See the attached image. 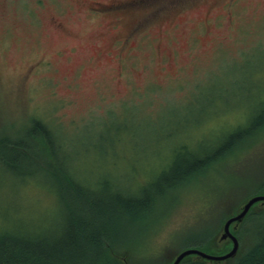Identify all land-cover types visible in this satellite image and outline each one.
Returning <instances> with one entry per match:
<instances>
[{"label": "rangeland", "instance_id": "374dc122", "mask_svg": "<svg viewBox=\"0 0 264 264\" xmlns=\"http://www.w3.org/2000/svg\"><path fill=\"white\" fill-rule=\"evenodd\" d=\"M42 1L0 0V134L25 136L40 119L54 129L60 169L97 202L114 193L149 201L155 212L119 220L122 237L146 248L128 264L141 255L170 264L188 246L214 254L193 247L194 236L217 239L232 215L223 221V209L264 173V128L218 153L245 132L239 113L264 103V0H179L151 20L148 9L130 13L109 32L87 0ZM215 152L211 165L175 170ZM56 182L45 171L23 179L0 161V228L26 227V214L58 239L67 202Z\"/></svg>", "mask_w": 264, "mask_h": 264}, {"label": "trees", "instance_id": "16d2710c", "mask_svg": "<svg viewBox=\"0 0 264 264\" xmlns=\"http://www.w3.org/2000/svg\"><path fill=\"white\" fill-rule=\"evenodd\" d=\"M31 122V125L26 128L25 136L19 137V134L7 135L2 128L3 131L0 134V161L10 172L19 169L23 179L38 176L41 171L49 172L57 181L62 196L66 197L67 221L58 239L44 235L45 231L43 230L35 229L39 224L31 226V221L35 222L36 219L26 214L24 216L28 221L26 227L20 225L14 228L1 227L0 264H97L105 258L107 264H123L120 259L122 257L128 256L130 259L131 254L134 253L143 255V250H146V248L138 245L137 240L133 237H122L118 225L121 217L123 215L127 216V212L129 215L132 214L133 217L136 216L137 212H142L138 216H148L151 212H155L149 201H137L136 203L132 198L123 199L117 193H114L108 204L97 202L96 199L91 197L94 192L76 183L69 172H63L64 170L60 169V164L57 161L58 150H56L55 145L54 129L40 119H34ZM249 135L239 131L230 134L219 148L218 153L228 154L237 144L239 138L243 137L244 140ZM215 153L216 155H211V158L194 157L191 162L185 165L180 162L175 170L183 171L182 174H185L186 171H197L201 167L216 161L214 158L218 153ZM26 162L27 164L22 166ZM167 177L170 181L173 179V173ZM247 185H254V191L246 194L235 207L228 210L225 207L223 209V221L232 214L231 211L237 213L240 206L250 197L264 195V173L251 177ZM203 215L205 221L201 224L204 226L208 222L206 210ZM235 234L240 243L239 251L233 259H229L222 264H264V208L254 205ZM187 235L184 242L187 241ZM216 236L210 241L207 235H195L192 246L207 249L206 251L212 250L211 252L214 254L226 253L230 248L229 245L222 249V246L217 244ZM246 236L249 240H245L248 239ZM241 237L244 240L240 239ZM118 245H124L125 247L120 250L117 247ZM180 251L182 249L177 250L176 253ZM142 255L141 259H138L141 260L142 264H148L149 260H146ZM166 258L165 262L169 264V259ZM126 260L128 261V259ZM161 260L163 261V258ZM155 263L157 264V261ZM181 264L208 263L204 260H193L188 257Z\"/></svg>", "mask_w": 264, "mask_h": 264}, {"label": "water", "instance_id": "95a60500", "mask_svg": "<svg viewBox=\"0 0 264 264\" xmlns=\"http://www.w3.org/2000/svg\"><path fill=\"white\" fill-rule=\"evenodd\" d=\"M256 205L259 208H264V195H255L249 198L242 206L239 212L232 213L222 227V231L217 238V244L222 246V249L230 245V249L224 254H209L197 248H186L179 252L172 259L170 264H181V262L191 257L193 260H204L208 264H222L223 262L234 258L240 248V243L237 235L235 234L241 224L244 222L251 208ZM220 249V250H222ZM123 264H128L126 257L120 258Z\"/></svg>", "mask_w": 264, "mask_h": 264}, {"label": "flooded vegetation", "instance_id": "af4514ba", "mask_svg": "<svg viewBox=\"0 0 264 264\" xmlns=\"http://www.w3.org/2000/svg\"><path fill=\"white\" fill-rule=\"evenodd\" d=\"M39 2L43 3L42 0H39ZM135 2L136 0H87L85 1V8L88 12L93 13L94 16H106L107 22L105 27L106 31L109 32L115 27L124 28L125 18L130 13L142 11V9L133 6ZM140 22L141 20L137 21L134 27L139 26ZM52 23L61 30L65 28L61 19L55 18ZM137 31L133 30L132 35ZM63 52L65 51L63 50Z\"/></svg>", "mask_w": 264, "mask_h": 264}, {"label": "snow or ice", "instance_id": "6c2138e0", "mask_svg": "<svg viewBox=\"0 0 264 264\" xmlns=\"http://www.w3.org/2000/svg\"><path fill=\"white\" fill-rule=\"evenodd\" d=\"M178 2L179 0H136L133 6L150 10L154 14L148 17L151 20L161 12H166L175 7ZM258 115L260 116L259 120H257ZM238 119L244 125L245 134L254 132L257 127L264 128V103L259 106L253 104L246 111L240 112Z\"/></svg>", "mask_w": 264, "mask_h": 264}, {"label": "bare ground", "instance_id": "6f19581e", "mask_svg": "<svg viewBox=\"0 0 264 264\" xmlns=\"http://www.w3.org/2000/svg\"><path fill=\"white\" fill-rule=\"evenodd\" d=\"M233 259V258H232Z\"/></svg>", "mask_w": 264, "mask_h": 264}]
</instances>
